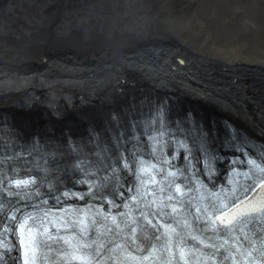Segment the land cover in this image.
Segmentation results:
<instances>
[{
  "label": "bare ground",
  "instance_id": "obj_1",
  "mask_svg": "<svg viewBox=\"0 0 264 264\" xmlns=\"http://www.w3.org/2000/svg\"><path fill=\"white\" fill-rule=\"evenodd\" d=\"M25 13L40 28L8 23ZM160 97L264 142V0H0V118L23 137L78 135Z\"/></svg>",
  "mask_w": 264,
  "mask_h": 264
},
{
  "label": "water",
  "instance_id": "obj_2",
  "mask_svg": "<svg viewBox=\"0 0 264 264\" xmlns=\"http://www.w3.org/2000/svg\"><path fill=\"white\" fill-rule=\"evenodd\" d=\"M98 6H99V3H95V4H93V7L91 8V9H93L94 11L88 9V11H86V12H82V11H81V13H82V15H100V11L98 10V9H99ZM23 8H24V7H23ZM24 9H25V8H24ZM78 10H79V9H78ZM79 11H80V10H79ZM7 12H9V13H13L14 15L16 14L15 12H12V10H7V11H5L4 13H7ZM77 12H78V11H77ZM26 13H27V12H26ZM26 13H25L24 16L17 18L18 20H14V19H13V21H10V22H8V23L10 24V23H14V22L20 21L21 24L26 25L27 27H29V26H33L34 29H36V28H40V27L38 26V22L40 21V20H39V16H38V15H31V16H28V17H27V16H26ZM6 15H7V14H6ZM6 17H8V15H7ZM59 26H60V27H63V26H65V23H61ZM18 30H22V28L19 26V27H18Z\"/></svg>",
  "mask_w": 264,
  "mask_h": 264
},
{
  "label": "rangeland",
  "instance_id": "obj_3",
  "mask_svg": "<svg viewBox=\"0 0 264 264\" xmlns=\"http://www.w3.org/2000/svg\"><path fill=\"white\" fill-rule=\"evenodd\" d=\"M127 93L128 94H130L131 92L130 91H127ZM121 100H122V98H120V99H118L117 101H114L113 103L116 105V106H118L120 103H121ZM126 100H127V98L126 99H124L123 100V102H122V104L123 103H125L126 102ZM114 104H113V107H114ZM138 104V103H137ZM138 108V107H137ZM119 111H121V110H119ZM186 111H184V112H178V114H183V113H185ZM32 115H34L33 113H31L30 114V116H32ZM211 115V112H205L204 113V118H207V119H205V120H203L204 122H206V123H204L205 125H207V122L212 118V117H209ZM1 121H5V120H1ZM60 121V120H59ZM63 121V120H62ZM215 121L216 122H218L219 123V125L221 126V128H223V123H222V121L221 120H218L217 118H215ZM6 122V121H5ZM8 124L10 123L11 125L13 124V122L12 121H8L7 122ZM36 123V120H34V122H33V124H35ZM9 124V125H10ZM231 125V124H230ZM200 126H201V124H200ZM208 126V129H210V131H213V128H211V127H213L212 125H207ZM205 129H206V126H203ZM217 128V130L215 131L216 132V134L218 135L219 133H220V130H221V128H220V130H219V128L218 127H216ZM28 129H30V128H28ZM45 130V129H44ZM47 128H46V130H45V132L43 131V132H33L31 135H44V134H52V133H47ZM27 136H30V135H27Z\"/></svg>",
  "mask_w": 264,
  "mask_h": 264
},
{
  "label": "snow or ice",
  "instance_id": "obj_4",
  "mask_svg": "<svg viewBox=\"0 0 264 264\" xmlns=\"http://www.w3.org/2000/svg\"><path fill=\"white\" fill-rule=\"evenodd\" d=\"M261 215H264V208L257 209L254 214H249L250 218H252L254 216H261ZM241 222H243V221H241Z\"/></svg>",
  "mask_w": 264,
  "mask_h": 264
}]
</instances>
